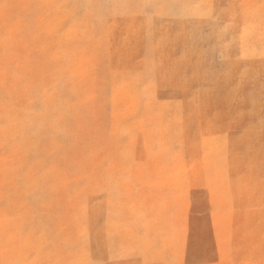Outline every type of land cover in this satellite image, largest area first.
Here are the masks:
<instances>
[{"label": "rangeland", "instance_id": "374dc122", "mask_svg": "<svg viewBox=\"0 0 264 264\" xmlns=\"http://www.w3.org/2000/svg\"><path fill=\"white\" fill-rule=\"evenodd\" d=\"M0 264H264V0H0Z\"/></svg>", "mask_w": 264, "mask_h": 264}]
</instances>
